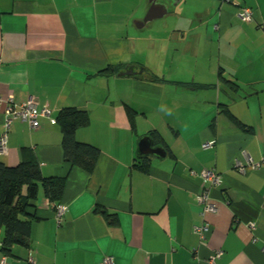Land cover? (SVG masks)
I'll return each mask as SVG.
<instances>
[{"label":"crops","instance_id":"crops-1","mask_svg":"<svg viewBox=\"0 0 264 264\" xmlns=\"http://www.w3.org/2000/svg\"><path fill=\"white\" fill-rule=\"evenodd\" d=\"M173 4L0 0V98L21 104L32 97L37 111L48 110L37 129L10 124L0 162L15 166L29 154L42 176H63L54 122L63 108L87 111L77 140L100 151L91 174L69 171L59 223L40 195L29 246L0 252V264H206L219 251L216 264H264V0ZM152 5L162 13L144 21ZM243 8L252 21L240 22ZM108 65L119 73L96 75ZM125 69L135 74L119 76ZM150 74L162 80L140 79ZM126 107L136 113L134 132ZM153 130L172 155L161 146L162 159L136 155ZM205 142L214 145L202 149ZM141 156L149 158L146 174L131 169ZM207 169L221 185L205 186L216 212L201 216L202 180L190 171ZM96 207L114 214V223ZM204 224L200 239L193 228Z\"/></svg>","mask_w":264,"mask_h":264},{"label":"trees","instance_id":"trees-1","mask_svg":"<svg viewBox=\"0 0 264 264\" xmlns=\"http://www.w3.org/2000/svg\"><path fill=\"white\" fill-rule=\"evenodd\" d=\"M119 71L120 67L108 65L96 75L112 76L117 75ZM140 79L151 83H159L162 80L151 74ZM225 82L230 84V89H236L237 86L233 82L227 80ZM125 110L130 129L134 132L136 113L128 107ZM223 113L230 121L238 123L226 108H223ZM54 122L59 127L61 134L62 162L66 166L63 176H42L38 162L34 156L29 154L15 166H7L0 162V252L5 255L10 254L14 246H29L30 225L33 221L40 220L36 216L40 195L51 205L53 217L57 221L56 208L62 206L59 202L69 171L72 168H77L89 175L96 166L100 155L99 149L90 143L78 141L76 135L78 131L88 127L87 111L78 108H63L58 111ZM146 137L153 142L154 146L159 145L166 153L172 155L158 132L149 131ZM131 169L146 174L149 169V158L146 156L134 158ZM215 173L220 177L216 171ZM196 175L198 176V174ZM95 210L106 221L114 223V214L99 207H96Z\"/></svg>","mask_w":264,"mask_h":264},{"label":"built area","instance_id":"built-area-1","mask_svg":"<svg viewBox=\"0 0 264 264\" xmlns=\"http://www.w3.org/2000/svg\"><path fill=\"white\" fill-rule=\"evenodd\" d=\"M238 18L242 23H248L253 20V12L248 8H243L238 14ZM4 102V132L0 135V155H3L6 152V132L9 129L10 124L14 120H20L27 122L28 125L32 129H37L39 127L38 117L40 116H48V110L42 109L41 111L36 110V102L35 99L29 97L25 102L21 104H15L12 101V98L9 97L5 101H2L0 98V104ZM213 142H205L202 144L203 149H209L213 146ZM264 161V159H263ZM190 176H197L193 171H190ZM198 177L202 180V191L196 196V202L201 207V216L206 214H213L216 212V206L211 201L209 189L205 187L208 184L211 187L220 186V177L215 173L214 169L202 170ZM64 213V208L62 206H58L56 208V219L59 222ZM249 229L253 230V225L249 226ZM208 231V225L204 224L201 226H196L193 228V232L200 237V239H204V233ZM262 252L264 253V247L262 248ZM221 252L215 253L206 264H216V261L220 258ZM28 264H35L34 261L29 258L27 261ZM102 264H112L110 258H104Z\"/></svg>","mask_w":264,"mask_h":264},{"label":"water","instance_id":"water-1","mask_svg":"<svg viewBox=\"0 0 264 264\" xmlns=\"http://www.w3.org/2000/svg\"><path fill=\"white\" fill-rule=\"evenodd\" d=\"M162 13L160 7H154L153 5L150 7L148 12L146 13L144 17V21L146 20H152L154 18H157ZM126 71L123 73H120L119 76H130L134 75V72H128V69H125ZM137 149H136V155L141 153H148L152 154L155 157L162 159L164 156V151L160 148V146H153V142L148 137H143L137 142Z\"/></svg>","mask_w":264,"mask_h":264},{"label":"rangeland","instance_id":"rangeland-1","mask_svg":"<svg viewBox=\"0 0 264 264\" xmlns=\"http://www.w3.org/2000/svg\"><path fill=\"white\" fill-rule=\"evenodd\" d=\"M151 2H152V4H155L156 6L157 5H161L162 7H165L166 9H170V6H172L171 8H173V6H174V2H175V0H150ZM171 2H173L172 4H171ZM147 23H150V22H147ZM153 23H155V22H153ZM134 30L138 33V31L139 32H141L142 31V29H135L134 28ZM141 48H144V45H142L141 46ZM147 55V54H146ZM146 57V56H145ZM146 63L147 64H149V62H150V58L148 59V57H146ZM145 136V135H144Z\"/></svg>","mask_w":264,"mask_h":264}]
</instances>
